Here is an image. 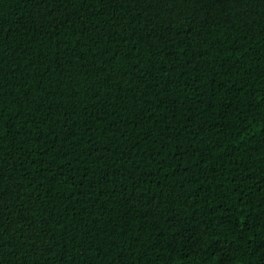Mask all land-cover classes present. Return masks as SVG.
Segmentation results:
<instances>
[{
    "label": "trees",
    "instance_id": "obj_1",
    "mask_svg": "<svg viewBox=\"0 0 264 264\" xmlns=\"http://www.w3.org/2000/svg\"><path fill=\"white\" fill-rule=\"evenodd\" d=\"M0 264H264V0H0Z\"/></svg>",
    "mask_w": 264,
    "mask_h": 264
}]
</instances>
